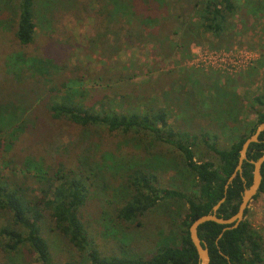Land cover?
Masks as SVG:
<instances>
[{"label":"trees","instance_id":"trees-1","mask_svg":"<svg viewBox=\"0 0 264 264\" xmlns=\"http://www.w3.org/2000/svg\"><path fill=\"white\" fill-rule=\"evenodd\" d=\"M239 2L250 15L264 13V0H98L95 9L98 23L94 35L87 41L88 46L110 57L120 51L126 37L152 42L164 57L176 51L188 52L200 37L190 20L193 14L205 31L224 43L235 32L231 14ZM3 3L10 8L0 4V10L8 15L0 12V28L11 32L14 45L18 47L7 54L0 53V236L5 239L3 250L15 257L25 250L36 256L39 264H197L188 227L223 196L218 214L229 217L237 210L242 190L251 182L253 165L243 161L241 175L236 174L225 193L224 185L237 163L242 142L264 121L262 96L253 97L256 104L262 105L253 109L255 122L237 139H224L226 128L236 129L237 104L227 99L225 89L217 83L211 86L212 100L222 98L220 113L226 119H221L222 123L217 120L214 127L218 133H215L191 118L202 113L195 105L197 99L193 98L198 89L195 81L187 88L188 79L178 78L170 83L171 89L161 87L155 97H148L144 105H139L134 97L115 85L131 77H125L118 69L103 65L92 71L80 63H69L58 51L34 53L27 50L34 42L36 28L44 26L42 17L48 12L45 8L50 7V0H3ZM90 78L98 81L103 91H110L93 95L85 85ZM177 81L180 87L172 88ZM185 87L189 92L184 91ZM183 98L190 105L193 102L192 114L188 121L181 119L171 123L167 103L178 112H187L180 101ZM63 126L76 129L78 140L71 146H81L74 167L60 157L53 162L47 155L56 149L55 138L62 135ZM116 132L128 135L123 142L142 135L144 152L158 151V144L169 145L178 152L179 159L160 156L153 160L156 163L121 161L117 155L99 148L101 134ZM25 137L38 142L44 153L20 148V141L26 144ZM20 138L23 139L18 142ZM197 142L211 150L216 159H196ZM263 150L264 131L257 142L249 145L247 158L256 159ZM110 165L125 169V187H115L123 190L122 201L114 206L115 218L120 223L138 225L140 216L165 199L180 200L185 206L178 233L161 238L155 250L147 255L125 249L105 254L86 227L85 208L91 198L90 188L96 181L99 184L100 179L102 188L109 185L107 167ZM160 168L177 169L187 175L188 181L183 187H161L156 172ZM261 174L258 191H264V162ZM223 226L206 221L198 227V236L208 247L209 264H260L263 261L261 236L249 221L243 219L237 227L218 236ZM60 240L69 253L71 249V254L64 255L57 248Z\"/></svg>","mask_w":264,"mask_h":264},{"label":"rangeland","instance_id":"rangeland-1","mask_svg":"<svg viewBox=\"0 0 264 264\" xmlns=\"http://www.w3.org/2000/svg\"><path fill=\"white\" fill-rule=\"evenodd\" d=\"M2 2L3 0H0L1 6L10 8ZM98 5V0H50V7L45 8L48 12L42 17L44 24L41 25L44 26L36 28L34 42L27 47V50L34 53L58 51V55L61 52L60 56H66L69 63H80L92 71L100 69L103 65H108L109 69H118L125 77L129 75L131 77L124 78L122 82H117L115 85L120 86L118 90L134 97V102L139 105H144L148 97H155L153 95L161 87L171 89L170 83L178 78L184 77L186 81L188 79L187 88L191 86L190 83L195 81L198 83V89L194 92L193 98L197 99L195 105L201 109L202 115L191 116V111L194 109L192 99L188 100L192 102L190 105L183 98V101L182 99L180 101L183 103V110L187 112H178L167 103L170 108L169 121L171 123L181 119L188 121L191 116L192 119L200 122L199 124L218 133L214 125L217 120H219L218 123L224 122L226 117L220 113L222 98L216 102L212 100L211 86L214 83L221 86L223 90L225 89L229 101L232 99L237 104L235 110L236 129L234 131L230 129V131L226 128L224 139H237L255 122L253 109L254 107L262 108V105L256 104L253 97L261 95L264 99V13L256 16L250 15L244 11L241 2L237 3L231 14L235 32L232 38L227 39L224 43H219L211 32L205 31L199 24L196 14H193L190 20L200 37L197 43L189 47L188 52L176 51L171 56L164 57L152 42L130 40L125 37L120 51L107 57L99 49L89 48L87 42L96 31L98 14L95 9L98 8ZM0 12L2 11L0 10ZM2 13L8 17L6 12ZM170 14L172 13L170 12ZM48 19H51V22L50 20L48 22ZM119 26L120 24L117 25V27ZM17 48L12 40L11 32L4 27L0 28V53L7 54ZM98 84V81L91 78L85 82L93 95L110 91H103L104 88ZM180 85L181 83L177 81L172 88L176 89ZM186 87L184 91L189 92ZM175 100L176 98H174ZM216 111H218V115H215ZM75 130L72 127H62V135L55 138L56 149L47 154L53 162L57 157H60L67 162L68 166H76L78 163L76 155L80 152L81 146L76 148L71 146L78 140L74 133ZM127 136L122 132L103 133L99 148L101 151L117 155L121 161L129 159L147 163L157 160L160 156L170 157L175 161L179 159L178 152L169 145L158 144L156 146L158 151L144 152L141 148L142 135H134V139L138 141L137 144L134 139L130 140L129 138L123 142ZM220 137L219 144L222 146L223 138L221 135ZM22 139L20 138L18 142ZM25 142L26 144L20 141V148H25L31 153H44L38 142H31L28 138L25 139ZM123 143L131 144L124 146ZM194 151L196 159H216L215 154L211 150H206L200 142H197ZM20 153L23 154V152ZM107 168L109 169L107 175L109 185L102 188L100 181L102 179L99 180V184L96 181L90 188L91 198L85 208L88 219L86 227L101 252L105 254L118 253L121 249H125L147 255L155 250L161 238L174 236L178 233L180 219L183 217L185 208L180 200L159 201L139 217L138 225L136 223H120L115 218L114 206L122 201L123 190L120 186L125 187L123 185L125 169L111 165ZM3 172L4 170H1V173ZM156 172L159 175L161 187H183L188 181L185 173L174 168H160ZM117 185L120 186L115 188ZM244 219L249 221L261 236L263 261L260 264H264V191H258L248 202ZM1 226L2 220L0 219ZM58 239L56 237V240ZM4 240L0 236V264H39L36 256L25 250L23 254L16 257L6 253L2 246ZM57 242H59L57 248L61 249L60 251L64 255H68L69 250L65 248V244L61 240ZM71 252L70 249L69 254Z\"/></svg>","mask_w":264,"mask_h":264},{"label":"water","instance_id":"water-1","mask_svg":"<svg viewBox=\"0 0 264 264\" xmlns=\"http://www.w3.org/2000/svg\"><path fill=\"white\" fill-rule=\"evenodd\" d=\"M263 131H264V121L259 122L256 125L254 131L244 139L238 150V159L234 167V170L231 173V175L227 178L224 185V193H225L226 188L228 187L232 179L236 176V174L241 175L243 161L245 160L249 161L253 165L251 182L247 186L246 185L244 186L240 196V201L237 206V210L229 217H223L222 214H218L217 212L218 208L225 199V196H223L221 199L217 201V203H215L212 206L209 212L195 218L188 227L189 237L195 247L198 257L197 264H209L210 261L208 247L205 241L198 236L199 225L206 221H214L216 223L224 225L218 236H221V233L224 232L225 230L237 227V225L244 219L245 209L248 205V202L253 198V196L259 190L262 181L261 167L264 162V150L262 151L261 155H259L256 159H248L247 149L251 143L258 141V137L260 133ZM242 180L245 184V179L243 177Z\"/></svg>","mask_w":264,"mask_h":264}]
</instances>
